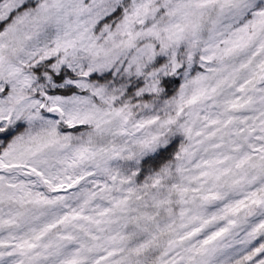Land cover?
<instances>
[{
    "label": "snow or ice",
    "instance_id": "1",
    "mask_svg": "<svg viewBox=\"0 0 264 264\" xmlns=\"http://www.w3.org/2000/svg\"><path fill=\"white\" fill-rule=\"evenodd\" d=\"M0 264H264V0H0Z\"/></svg>",
    "mask_w": 264,
    "mask_h": 264
}]
</instances>
